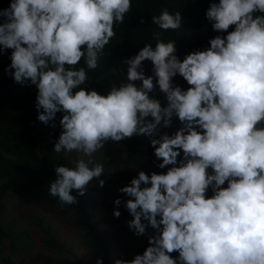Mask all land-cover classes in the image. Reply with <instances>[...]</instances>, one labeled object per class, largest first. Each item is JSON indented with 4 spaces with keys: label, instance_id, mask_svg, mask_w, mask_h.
Instances as JSON below:
<instances>
[{
    "label": "clouds",
    "instance_id": "obj_1",
    "mask_svg": "<svg viewBox=\"0 0 264 264\" xmlns=\"http://www.w3.org/2000/svg\"><path fill=\"white\" fill-rule=\"evenodd\" d=\"M131 9L132 0H9L0 8V53L12 50L6 71L35 85L39 121L62 113L53 151L78 154L55 167L49 194L75 205L94 178L105 183L94 153L147 135L166 170L141 169L118 191L128 197L129 229L154 233L142 253L113 264H264V0H212L204 15L218 34L182 59L176 40L153 31L155 45L123 59L124 77L100 93L89 87V71L101 66L114 26ZM151 23L176 30L181 10L165 7ZM177 75L187 88L174 83ZM174 117L179 127L161 131ZM95 264H104L102 255Z\"/></svg>",
    "mask_w": 264,
    "mask_h": 264
},
{
    "label": "trees",
    "instance_id": "obj_2",
    "mask_svg": "<svg viewBox=\"0 0 264 264\" xmlns=\"http://www.w3.org/2000/svg\"><path fill=\"white\" fill-rule=\"evenodd\" d=\"M210 2L212 0H132V9L124 23L114 26L116 35L105 46L101 66L93 70L92 74L89 71V87L96 89L99 82H117L123 78L126 68L122 63L123 59L135 54L144 43L150 42L154 46L153 31H160L164 40H176L177 55L181 59L194 49L208 47L209 39L218 34L204 15ZM8 4L9 0H0V8H5ZM165 7L173 12L181 10L183 23L180 28L164 31L151 23V16L159 14ZM141 16L144 17L143 24L140 23ZM11 51L8 49L0 53V209H4V199L10 192H34L43 201L46 211H66L64 214H67V224L81 233L82 243L93 256H103L104 264H113L114 259L120 257L129 259L130 250L138 251L139 246L127 248L125 239L122 238V226L115 232L104 229L106 222L114 224L113 219L108 218L113 215L103 218L95 192L88 189L84 195H78L75 205H64L57 197L49 194L50 183L55 178V167L58 164L67 165V160L62 153L53 151V142L41 144L40 137L48 125L62 113L58 112L56 119L47 124L37 119L35 85H21L14 81L11 70L6 71ZM143 65L152 72L150 61L145 60ZM79 66H84L83 59ZM180 77L177 75L173 79ZM155 96L166 103L164 94L158 89ZM158 127L161 131H167L162 126ZM108 144L113 146L114 152L105 168L108 172L102 177L105 180L102 188L111 195L110 199H121V215L118 218H127L128 221L132 217L122 205L127 199L126 194L118 189L141 169L148 174L152 171L161 172L163 169L157 167L159 161L147 135H134L119 142L109 141ZM110 190L113 192H109ZM73 194H76V190H73ZM114 225L113 227L117 224ZM45 234L40 240L39 250L27 256L30 261L27 264H83V257L72 246L61 241L56 233L48 230ZM6 241L17 252L16 234L10 222L0 224V243ZM55 252L71 253L74 261L55 255ZM4 260L6 264H24L22 257L15 259L6 255Z\"/></svg>",
    "mask_w": 264,
    "mask_h": 264
},
{
    "label": "rangeland",
    "instance_id": "obj_3",
    "mask_svg": "<svg viewBox=\"0 0 264 264\" xmlns=\"http://www.w3.org/2000/svg\"><path fill=\"white\" fill-rule=\"evenodd\" d=\"M144 70L146 74H151L146 65H144ZM173 80L175 84H179L181 87L187 88L189 86L182 77L175 78ZM111 82L114 81H108L106 83L99 82L96 90L100 93H106L111 85ZM155 93L156 91L153 94L155 95ZM59 118L49 124L46 131L41 135V144L46 142L55 143L56 139H58L59 133L62 131L59 126ZM178 125L179 121L174 117L173 125L166 130L171 133ZM147 137L148 140H150V137ZM113 152V146H110L107 143L103 151H98L93 154V158L95 161L104 163L106 168L110 162L111 154ZM62 154L66 157L67 165H69V160L71 158H75L78 155L75 152ZM165 170L166 169H163V171ZM88 189L95 192L96 197H98L99 210L101 211L103 218H107L109 215L112 216L113 209L116 207L113 203L115 199H110L111 195L108 194V192H105L102 187L96 185L95 178ZM109 192H113V190H110ZM126 198L128 197L126 196ZM4 202V209H0V224L7 222L13 224V230L16 234L17 252L13 251L12 248L7 245V241L0 243V264H6L4 260L6 255L12 256L15 259H20L22 257L24 264L29 263V257L27 256H29V254H35L36 251L39 250L41 244L40 240L46 235L45 233H48V230L52 233H56L61 241L67 243L69 246H72L73 250L83 257V264H95L96 257L93 256L82 243L81 233L67 224L65 219L67 214H64L66 211H46L43 208V201L37 197L34 192H28L25 194L10 192L4 199ZM122 205L124 206V203H122ZM108 218H112V223L117 225H111L109 222H106L104 227L105 230L109 229L108 232H115L117 228L119 229L122 226V238L123 240L125 239L127 248L130 249L129 247L131 246H139L138 251L130 250L129 259L133 258V256L137 253H142L148 244L147 236L154 233L151 226L147 227L146 234L136 236L134 232L129 229L127 225V218L125 220L115 216H109ZM113 225L115 227H113ZM55 255H58L70 262L74 261L71 253L58 254L55 252ZM172 255L175 256L177 253L173 252Z\"/></svg>",
    "mask_w": 264,
    "mask_h": 264
}]
</instances>
